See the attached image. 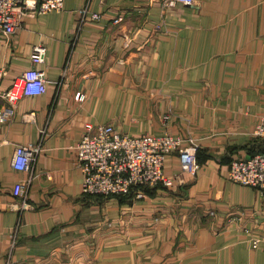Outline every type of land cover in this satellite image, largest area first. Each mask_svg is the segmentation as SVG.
I'll list each match as a JSON object with an SVG mask.
<instances>
[{
	"label": "crops",
	"instance_id": "crops-1",
	"mask_svg": "<svg viewBox=\"0 0 264 264\" xmlns=\"http://www.w3.org/2000/svg\"><path fill=\"white\" fill-rule=\"evenodd\" d=\"M37 45L47 92L0 125V264H264L259 192L228 180L231 161L264 151V0H64L0 34L1 91ZM97 124L191 139L199 168L171 153L173 187L85 195L75 147ZM18 145L41 147L28 172L11 168Z\"/></svg>",
	"mask_w": 264,
	"mask_h": 264
},
{
	"label": "built area",
	"instance_id": "built-area-1",
	"mask_svg": "<svg viewBox=\"0 0 264 264\" xmlns=\"http://www.w3.org/2000/svg\"><path fill=\"white\" fill-rule=\"evenodd\" d=\"M193 4L194 0H164L165 7ZM63 5L64 0H0V34L10 37L19 29L26 15L61 11ZM93 18H98V15H93ZM45 51L43 45L35 46L30 55L33 67L24 70L13 81L12 87L0 90V98L4 101L0 108V125L12 118L22 97H35L47 92L45 74L35 67L44 62ZM3 76L4 71L0 70V81ZM77 99H80L79 95ZM254 135L264 142V120L255 126ZM40 150V146H16L11 160L13 171H30ZM75 152L85 195L114 197L134 191L135 197L141 199L147 189L173 187L176 176L165 175L163 170L165 157L171 153L179 154L183 172L194 175L199 168L197 145L191 139L184 146L179 137L169 134L133 137L117 131L110 124L88 125ZM228 180L256 189L264 204V153L231 161ZM23 187L21 181L15 182L13 195L22 196ZM259 242L257 237L251 238L252 248H257Z\"/></svg>",
	"mask_w": 264,
	"mask_h": 264
},
{
	"label": "trees",
	"instance_id": "trees-1",
	"mask_svg": "<svg viewBox=\"0 0 264 264\" xmlns=\"http://www.w3.org/2000/svg\"><path fill=\"white\" fill-rule=\"evenodd\" d=\"M260 153V152H259ZM263 153H264V151H263ZM196 155H197V152H196ZM196 158H197V156H196ZM199 164V163H198ZM148 190V189H147ZM147 190H145V193L144 194H146V192H147ZM127 196H135V192L133 191V192H131L130 194H128V195H125V196H122V197H127Z\"/></svg>",
	"mask_w": 264,
	"mask_h": 264
}]
</instances>
